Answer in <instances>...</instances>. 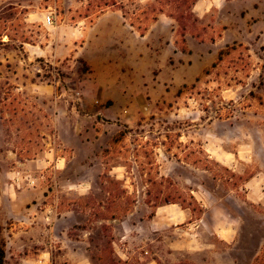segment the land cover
Returning a JSON list of instances; mask_svg holds the SVG:
<instances>
[{
    "label": "rangeland",
    "instance_id": "rangeland-1",
    "mask_svg": "<svg viewBox=\"0 0 264 264\" xmlns=\"http://www.w3.org/2000/svg\"><path fill=\"white\" fill-rule=\"evenodd\" d=\"M192 1L0 0L4 264H264V0ZM101 9L165 13L104 68Z\"/></svg>",
    "mask_w": 264,
    "mask_h": 264
},
{
    "label": "crops",
    "instance_id": "crops-1",
    "mask_svg": "<svg viewBox=\"0 0 264 264\" xmlns=\"http://www.w3.org/2000/svg\"><path fill=\"white\" fill-rule=\"evenodd\" d=\"M201 2V0H197L193 6V10L194 8L197 9ZM122 17L117 11L113 12L108 10L98 15L90 26L80 30L82 46L77 49L75 41L70 40L69 43H72L73 47L71 51L68 52H74L76 57L83 59L89 65L97 64L104 68L111 63L119 61L121 56L124 57L127 55V58L133 57L135 35L137 31H135V29H133L128 23L124 24V22L121 21ZM162 17L163 15L161 14V16L150 25L148 31L153 24L157 23V20H160ZM146 33L143 36L138 33V36L144 38ZM54 52V56L51 57V59L56 60L58 58V52ZM187 217L188 213L181 208L175 210L171 207L164 206L162 208H157L147 224H149L148 226L153 227L162 224L167 226L170 224H176V222H185ZM156 230L157 229H155V231ZM183 231L184 234L191 236L190 232H187L186 230ZM225 231L226 230H221L219 236L224 239H229L227 236L228 234L226 235ZM182 240L185 242V238ZM188 247L185 248L187 249ZM69 253L70 258L67 261V264H91L86 256L85 250L72 249ZM144 264L158 263L155 260H149Z\"/></svg>",
    "mask_w": 264,
    "mask_h": 264
},
{
    "label": "trees",
    "instance_id": "trees-1",
    "mask_svg": "<svg viewBox=\"0 0 264 264\" xmlns=\"http://www.w3.org/2000/svg\"><path fill=\"white\" fill-rule=\"evenodd\" d=\"M177 1H179V0H177ZM196 1L197 0H193L192 1L193 4H195ZM116 5H117V3L115 1H112L111 7H113V6L115 7ZM120 9L121 8H119V10ZM122 9H121V11H122L123 17H126V13ZM104 12H105V10L104 9H101L100 12H99V15L102 14V13H104ZM148 12L149 11L144 10V11H142V13H139L138 18H137V21L129 19V22H128V24L133 29H135V31H137V33H139L141 36H143L148 31L150 25L155 22V20L157 19V16H158V13L155 14L154 16H152V18L148 21V24H146V25H144L142 27V25H140V24H142L144 21H146V20L149 19ZM163 13H165V12H163V11H160L159 12V14H163ZM169 16L172 17V15H169ZM177 18L180 19V16L177 17ZM185 51H186V49L183 50V52H185ZM0 230H1V226H0ZM4 258H5V252L3 250V246H2V244L0 242V264H4Z\"/></svg>",
    "mask_w": 264,
    "mask_h": 264
},
{
    "label": "built area",
    "instance_id": "built-area-1",
    "mask_svg": "<svg viewBox=\"0 0 264 264\" xmlns=\"http://www.w3.org/2000/svg\"><path fill=\"white\" fill-rule=\"evenodd\" d=\"M53 18H51L50 16H47L46 18H45V22L44 23H46L47 25H52L53 23Z\"/></svg>",
    "mask_w": 264,
    "mask_h": 264
}]
</instances>
